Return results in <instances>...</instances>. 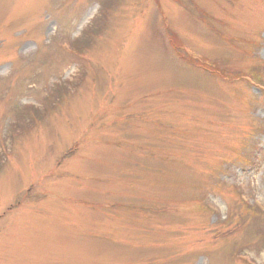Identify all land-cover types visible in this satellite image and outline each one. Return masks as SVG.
<instances>
[{"label": "rangeland", "instance_id": "obj_1", "mask_svg": "<svg viewBox=\"0 0 264 264\" xmlns=\"http://www.w3.org/2000/svg\"><path fill=\"white\" fill-rule=\"evenodd\" d=\"M110 1L0 0V264H264V0Z\"/></svg>", "mask_w": 264, "mask_h": 264}, {"label": "trees", "instance_id": "obj_2", "mask_svg": "<svg viewBox=\"0 0 264 264\" xmlns=\"http://www.w3.org/2000/svg\"><path fill=\"white\" fill-rule=\"evenodd\" d=\"M110 2H111L110 0H99L100 3L99 12L101 13L105 7H109L111 4ZM100 13L90 22L89 25L86 26V28L81 32L80 36L76 39L77 40L76 48H78L79 51L87 47L91 43V41H93V39L97 36V34L100 33L103 26L102 21H100L101 19ZM174 46L177 48L176 44ZM178 53L181 58H183L184 60L186 59V62L207 67L208 71L215 75L223 76L224 73H226V75H230L227 74L228 71L226 69L221 68L218 65H215L214 63H213L214 65H212L213 67L209 66V64L207 65V63L206 65H204L203 62H198L193 57L182 53L181 50L180 51L178 50ZM261 232L264 233L263 230H261Z\"/></svg>", "mask_w": 264, "mask_h": 264}]
</instances>
